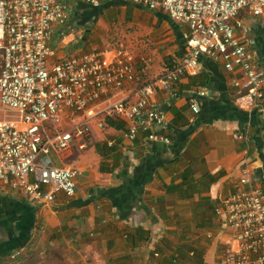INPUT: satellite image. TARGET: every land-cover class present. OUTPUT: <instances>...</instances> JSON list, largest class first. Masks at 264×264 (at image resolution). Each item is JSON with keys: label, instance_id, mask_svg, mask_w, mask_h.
<instances>
[{"label": "crops", "instance_id": "obj_1", "mask_svg": "<svg viewBox=\"0 0 264 264\" xmlns=\"http://www.w3.org/2000/svg\"><path fill=\"white\" fill-rule=\"evenodd\" d=\"M87 8L83 2L71 7L66 38L55 28L56 60L124 42L137 63L146 56L150 64L139 63L133 84L110 90L73 120L88 121L87 141L38 158L43 166L80 170L73 197L59 193L54 204L36 207L18 192L0 190V264H219L233 237L223 204L242 170L264 190V100L240 108L232 86L238 72L201 57L199 73L178 83L177 99L160 89L153 97L166 116L162 134L170 145L148 142L143 133L127 140V123L110 116L113 105L135 103L145 85L182 64L189 28L163 11L121 0ZM241 18L236 35L252 40L264 67V16ZM200 91L206 95L195 116L189 100ZM71 126L63 116L47 122L43 135Z\"/></svg>", "mask_w": 264, "mask_h": 264}, {"label": "built area", "instance_id": "obj_2", "mask_svg": "<svg viewBox=\"0 0 264 264\" xmlns=\"http://www.w3.org/2000/svg\"><path fill=\"white\" fill-rule=\"evenodd\" d=\"M108 1L112 0H0L2 192H18L36 207L54 204L59 193L73 197L80 170L43 166L37 163L38 158L87 141L91 134L88 121L73 120L87 113L110 90L133 84L139 63L148 68L150 59L140 56L137 63L124 42L56 60L54 30L57 27L60 36L66 38L71 7L83 2L99 8ZM121 1L152 12L163 11L189 28V56L182 64L145 85L135 103L120 101L113 105L110 116L127 123L124 138L133 142L143 133L148 142L170 145V139L162 134L166 116L153 97L160 89L177 99L178 83L185 76L199 73L201 57L223 63L229 73L238 72L232 86L240 108L252 109L264 100V67L251 50L252 40L236 35L243 28L242 12L255 18L264 16V0ZM205 95L200 91L189 100L195 116ZM61 116L72 121L70 129L45 138V124ZM97 128L104 131L105 122L98 121ZM223 212L233 237L219 264H264V190L252 185L247 169L242 170L236 191L224 202Z\"/></svg>", "mask_w": 264, "mask_h": 264}, {"label": "rangeland", "instance_id": "obj_3", "mask_svg": "<svg viewBox=\"0 0 264 264\" xmlns=\"http://www.w3.org/2000/svg\"><path fill=\"white\" fill-rule=\"evenodd\" d=\"M244 12H242V14H243ZM241 14V15H242ZM2 65H3V53L2 52H0V70H1V68H2ZM62 117V116H61ZM60 117V118H61ZM62 120V119H61ZM65 129V128H64ZM60 130H63L62 128L60 129ZM16 262V261H15Z\"/></svg>", "mask_w": 264, "mask_h": 264}, {"label": "flooded vegetation", "instance_id": "obj_4", "mask_svg": "<svg viewBox=\"0 0 264 264\" xmlns=\"http://www.w3.org/2000/svg\"><path fill=\"white\" fill-rule=\"evenodd\" d=\"M87 10H88L89 12H94V10L91 9V8H87ZM89 15H92V14H89Z\"/></svg>", "mask_w": 264, "mask_h": 264}, {"label": "trees", "instance_id": "obj_5", "mask_svg": "<svg viewBox=\"0 0 264 264\" xmlns=\"http://www.w3.org/2000/svg\"><path fill=\"white\" fill-rule=\"evenodd\" d=\"M97 9H100V8H97ZM97 9H95V10H97ZM107 123V122H106Z\"/></svg>", "mask_w": 264, "mask_h": 264}]
</instances>
